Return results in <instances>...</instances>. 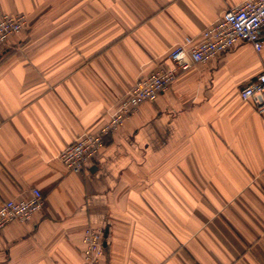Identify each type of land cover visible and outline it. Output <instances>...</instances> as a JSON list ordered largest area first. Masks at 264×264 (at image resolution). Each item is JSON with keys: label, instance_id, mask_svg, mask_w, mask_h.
Returning <instances> with one entry per match:
<instances>
[{"label": "crops", "instance_id": "crops-1", "mask_svg": "<svg viewBox=\"0 0 264 264\" xmlns=\"http://www.w3.org/2000/svg\"><path fill=\"white\" fill-rule=\"evenodd\" d=\"M243 0H0L26 24L0 53V204L45 203L0 234V264H264V110L240 91L264 70L250 42L182 72L70 171L58 154L98 133L170 50Z\"/></svg>", "mask_w": 264, "mask_h": 264}, {"label": "built area", "instance_id": "built-area-1", "mask_svg": "<svg viewBox=\"0 0 264 264\" xmlns=\"http://www.w3.org/2000/svg\"><path fill=\"white\" fill-rule=\"evenodd\" d=\"M26 21L24 13L12 14L0 9V53L5 51L14 36L23 31ZM263 29L264 0H243L226 10L203 29L197 40L187 39L170 50L172 65L157 68L139 78L120 100L119 106L110 114L100 132L80 134L60 151L58 158L70 171L82 170L88 161L98 157L106 138L117 131L142 102L156 99L182 72L229 51L238 42H250L260 51ZM240 96L252 103L256 110H264V70L242 87ZM44 203L45 196L38 187L31 189L28 198L5 199L0 204V234L12 221L31 219ZM104 233L100 226L86 227L83 237L85 264H102Z\"/></svg>", "mask_w": 264, "mask_h": 264}, {"label": "water", "instance_id": "water-1", "mask_svg": "<svg viewBox=\"0 0 264 264\" xmlns=\"http://www.w3.org/2000/svg\"><path fill=\"white\" fill-rule=\"evenodd\" d=\"M104 236H107V231L105 230ZM104 245H106V241H104Z\"/></svg>", "mask_w": 264, "mask_h": 264}]
</instances>
